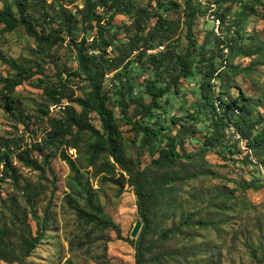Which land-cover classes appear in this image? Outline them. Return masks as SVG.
I'll return each instance as SVG.
<instances>
[{"label":"trees","instance_id":"trees-1","mask_svg":"<svg viewBox=\"0 0 264 264\" xmlns=\"http://www.w3.org/2000/svg\"><path fill=\"white\" fill-rule=\"evenodd\" d=\"M0 1L5 3V0ZM226 2L229 5L225 6ZM215 3V7H202L194 0H181L180 3L171 0L167 4L158 1L152 13L156 22L148 31L147 20L151 15L147 9L137 7L133 24L138 31L123 43L116 41L122 27L113 20L119 13L131 12L134 0H83L82 7H77L75 13L69 11L61 0H51L49 4L47 0L5 3L0 10L1 32L12 33L23 28L34 39L36 48L33 50V65L29 67L0 53V61L12 72L0 79V95L13 105H9L10 110L18 124L25 125L27 118H35L45 127V136L30 146L21 143L22 136L19 139L0 136V182L11 179L16 187L19 186L23 176L14 160L43 175L46 169L51 170V159L61 152L74 173L70 183L73 192L83 200L82 206L76 200L71 205L77 217L94 228H111L119 237L117 226L104 213L103 207L93 202L75 161L63 150L65 147L79 150L78 141L82 135L89 133L88 166L97 167L102 159L101 166L106 173H113L118 166L129 176L143 222L141 233L134 243V260L135 264H142L144 251L151 250L155 245L153 242H148L146 246L143 244L150 229L144 207L152 201L154 192L175 182L193 180L200 173L216 175L201 169L193 170L187 176H174L171 172L182 159L191 161L196 156L195 153L186 154L177 149L182 140L178 138L180 134H172V130L178 122L188 123L203 134L204 140L197 153H201L202 157L207 151H212L221 158L225 159L228 155L232 158L240 149L236 141L230 142L229 139L237 135L238 139L246 141L247 156L254 155L264 164V116L256 115L258 104L237 83L240 75L251 72L253 68L251 64L244 66L238 60L251 56L256 47H260V55H264V37L258 29H249L250 21L254 25L259 22V8L264 9V0H215ZM184 5L188 44L185 51H179L174 41L163 43L164 38L179 25V20L170 19L165 11ZM210 10L218 14L221 24L218 27L222 28V33H216L213 28L199 44L193 27L198 15ZM63 35L69 39L77 67L73 70L57 69L53 76L47 75L45 66L53 50L64 44ZM113 72L112 86L108 90L105 84ZM145 74L139 85L138 77ZM36 76L40 78H36L33 85L43 92L47 105L40 108L36 116L24 118L25 111L17 107L11 97L18 87ZM214 81L218 83V88ZM186 83L190 85L188 90ZM234 88L239 89L237 95L232 94ZM183 92L193 94L194 100L180 115H172L167 120L171 114L169 104ZM65 101L75 103L80 113L65 109L63 117H51L50 106L61 107ZM115 108L120 111L119 119L131 126L136 135L133 145L136 161L139 162V158L147 153L151 157L150 166L157 171L168 169L167 174L159 175L151 182L145 169H130L125 151L126 140L117 125ZM92 113L99 117L102 133L92 127ZM230 130L234 134H229ZM36 152L41 159L34 156ZM120 177L125 180L122 174ZM23 195L37 228L36 236L31 235L27 224V234L18 238L19 256H7L1 251L7 230H0V261L7 264H25V258L43 238L44 224L39 220L32 196L26 189ZM191 219L192 216L187 215L179 226L165 231L161 239L168 240ZM250 251L256 264H264V257H258L254 249Z\"/></svg>","mask_w":264,"mask_h":264},{"label":"rangeland","instance_id":"rangeland-1","mask_svg":"<svg viewBox=\"0 0 264 264\" xmlns=\"http://www.w3.org/2000/svg\"><path fill=\"white\" fill-rule=\"evenodd\" d=\"M12 1L5 0V3L11 4ZM158 1L167 4L171 0H134L131 12L117 14L113 23L122 28L116 41L126 42L138 31L136 24H133L137 7L147 9L151 15L147 20L148 31L156 22L152 13ZM50 2L51 0H47L48 4ZM61 2L72 13L83 4V0ZM194 2L201 3L202 7L216 5L215 0ZM5 3L0 1V10ZM227 5L229 2L225 3ZM13 11L16 13V8ZM165 13L170 19L179 20V25L164 38L163 43L172 40L179 51H185L188 44L187 26L184 23L185 5ZM213 13L210 10L197 17L193 32L199 44L213 28L216 33H222V28L218 27L221 25L218 14ZM259 13V22L254 25L250 21L249 29H258L264 37V9L259 8ZM2 28L0 25V53L26 67L33 65V50L36 48L34 39L23 28L12 33H2ZM64 38V44L53 50L49 63L45 66L47 75L53 76L57 69L73 70L77 67L76 56L68 44L69 39L65 36ZM251 53V56L238 60L244 66L251 64L253 68L251 72L240 75L237 83L258 104L256 115L264 116V55H260V47L254 48ZM133 73L137 74V71ZM11 74L8 66L0 61V79ZM114 74L113 72L108 76L105 84L108 90L112 86ZM144 77L146 74L138 77L139 85ZM36 78L40 76L18 87L11 97L14 104L25 111L24 118L28 115L36 116L38 110L47 105L43 92L33 85ZM214 82L218 88V83ZM186 87L188 90L190 85L186 83ZM238 93V88L232 89L233 95ZM77 94H80L78 90ZM149 99L150 97L147 101ZM193 100L190 92H183L173 98L168 106L171 114L167 116V120L172 115H180ZM9 105H12L9 100L0 95V136L13 139L22 136L21 143L24 146L40 142L45 136V127L35 121V118H27L25 125L18 124ZM65 109L80 113V108L75 103L65 101L61 107L50 106V116L61 118ZM114 111L118 118L117 125L126 140L125 151L130 169H145L151 182L159 175L167 174L168 169L157 171L150 166L151 157L147 153L139 158V162L136 161L133 148L136 135L131 126L119 119V109L115 108ZM91 124L98 132H103L102 123L95 113L91 114ZM177 132L180 134L178 138L182 140L177 149L186 154L195 153L196 156L191 161L182 159L171 171L174 176H187L191 171L199 169L216 175L200 173L193 180L175 182L154 192V198L144 207L150 229L143 244L146 246L148 242H153L155 245L151 250L144 251L142 264H256L251 249L255 250L258 257H264V164L254 155L247 156L249 150L246 141L238 139L237 135L231 136L229 141H236L240 152H235L232 158H228V155L224 159L212 151L204 153V157L201 153L197 154L204 136L195 127L178 122L172 134ZM229 134H234L233 130ZM78 142L79 150L67 147L63 150L75 161L83 185L92 196L93 202L100 204L104 213L117 226L119 237L111 228H94L85 225L77 217L71 205L76 200L82 206L83 200L78 193L73 192L70 183L74 173L60 152L51 159V170L46 169L43 175L14 160L23 176L19 186L16 187L11 179L0 182V230H7L1 251L7 256H19L21 250L18 238L27 234V224L30 226L31 235L36 236L37 228L23 195L26 189L32 196L39 220L44 227L42 240L25 258V264H135L134 243L141 233L143 222L138 213L137 196L130 186L129 176L115 165L113 173H106L102 169L103 165L101 166L102 159L97 167L88 166L86 159L91 135H82ZM34 156L41 159L37 152ZM1 170L0 166V178ZM121 174L125 180L121 179ZM259 185L261 187L257 188ZM187 215L192 216L191 221L163 241L161 235L168 229L179 226ZM136 222H141V228L136 238H131L130 233ZM0 264L7 263L0 261Z\"/></svg>","mask_w":264,"mask_h":264},{"label":"water","instance_id":"water-1","mask_svg":"<svg viewBox=\"0 0 264 264\" xmlns=\"http://www.w3.org/2000/svg\"><path fill=\"white\" fill-rule=\"evenodd\" d=\"M141 228V222H136L135 226L133 227L131 233H130V237L131 238H136L139 230Z\"/></svg>","mask_w":264,"mask_h":264},{"label":"built area","instance_id":"built-area-1","mask_svg":"<svg viewBox=\"0 0 264 264\" xmlns=\"http://www.w3.org/2000/svg\"><path fill=\"white\" fill-rule=\"evenodd\" d=\"M160 48H162V46ZM149 51H151V50H149Z\"/></svg>","mask_w":264,"mask_h":264}]
</instances>
